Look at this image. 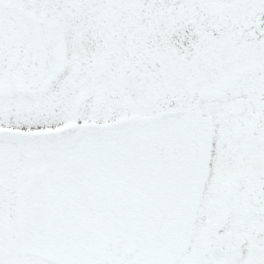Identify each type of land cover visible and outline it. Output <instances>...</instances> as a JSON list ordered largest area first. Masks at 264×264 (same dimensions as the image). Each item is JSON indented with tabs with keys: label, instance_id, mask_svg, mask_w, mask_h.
<instances>
[{
	"label": "snow or ice",
	"instance_id": "6c2138e0",
	"mask_svg": "<svg viewBox=\"0 0 264 264\" xmlns=\"http://www.w3.org/2000/svg\"><path fill=\"white\" fill-rule=\"evenodd\" d=\"M0 264H264V0H0Z\"/></svg>",
	"mask_w": 264,
	"mask_h": 264
}]
</instances>
